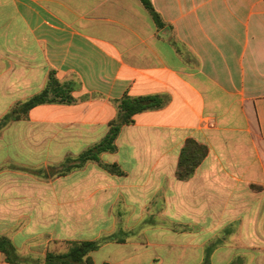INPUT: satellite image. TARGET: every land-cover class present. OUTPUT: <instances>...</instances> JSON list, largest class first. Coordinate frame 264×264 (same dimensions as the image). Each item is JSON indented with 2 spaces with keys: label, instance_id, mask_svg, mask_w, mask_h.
<instances>
[{
  "label": "crops",
  "instance_id": "crops-1",
  "mask_svg": "<svg viewBox=\"0 0 264 264\" xmlns=\"http://www.w3.org/2000/svg\"><path fill=\"white\" fill-rule=\"evenodd\" d=\"M152 1L163 28L141 0H0V120L51 71L76 84L77 102L0 129V235L23 264H43L41 237L108 238L94 264H264V0ZM125 95L167 102L100 155L124 175L53 174L107 135ZM189 138L209 154L180 181Z\"/></svg>",
  "mask_w": 264,
  "mask_h": 264
},
{
  "label": "trees",
  "instance_id": "trees-1",
  "mask_svg": "<svg viewBox=\"0 0 264 264\" xmlns=\"http://www.w3.org/2000/svg\"><path fill=\"white\" fill-rule=\"evenodd\" d=\"M150 12L155 23L163 28L166 23L162 15L156 10L152 0H141ZM75 83L61 82L54 71L49 74L47 85L43 91L29 100L14 106L11 111L0 120V129L10 121L26 119L31 109L43 104H70L77 102L72 95ZM166 99L160 96L131 97L125 95L116 101L117 116L110 121L107 135L98 143L88 148L75 159H69L58 172L66 175L73 170L82 168L88 162H96L103 169L114 175H124L117 164L104 163L100 155L117 150L116 140L125 125L134 123V116L144 111L162 108ZM209 154V148L194 138H189L181 149L176 168V178L180 181L191 179L199 165ZM107 239L97 241H70L65 252H47L43 264H94L90 254L99 249ZM0 252L8 264H23L31 262L32 258H22L13 242L4 235H0Z\"/></svg>",
  "mask_w": 264,
  "mask_h": 264
},
{
  "label": "rangeland",
  "instance_id": "rangeland-1",
  "mask_svg": "<svg viewBox=\"0 0 264 264\" xmlns=\"http://www.w3.org/2000/svg\"><path fill=\"white\" fill-rule=\"evenodd\" d=\"M60 167L53 169L52 173L55 174L60 171ZM184 227H178V226H174V229L176 230H180L183 229ZM186 229H190L189 226H186ZM36 243L38 246H40V244H42L43 246L45 245V247L48 249V252H55V253H60V252H65L68 249V242H63V241H50L48 242L47 238H39L36 240ZM41 245V246H42ZM41 248V249H40ZM39 251L38 252H44L45 249H43V247H39Z\"/></svg>",
  "mask_w": 264,
  "mask_h": 264
}]
</instances>
